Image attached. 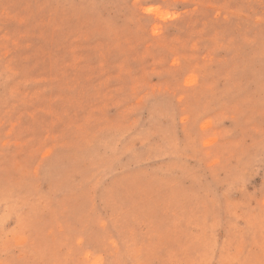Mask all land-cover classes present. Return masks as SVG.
Here are the masks:
<instances>
[{
  "label": "rangeland",
  "instance_id": "rangeland-1",
  "mask_svg": "<svg viewBox=\"0 0 264 264\" xmlns=\"http://www.w3.org/2000/svg\"><path fill=\"white\" fill-rule=\"evenodd\" d=\"M0 264H264V0H0Z\"/></svg>",
  "mask_w": 264,
  "mask_h": 264
}]
</instances>
